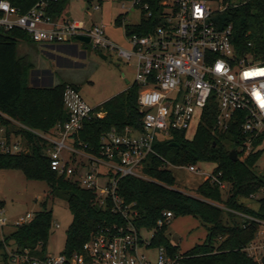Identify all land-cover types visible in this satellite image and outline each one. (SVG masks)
<instances>
[{
	"label": "built area",
	"instance_id": "built-area-1",
	"mask_svg": "<svg viewBox=\"0 0 264 264\" xmlns=\"http://www.w3.org/2000/svg\"><path fill=\"white\" fill-rule=\"evenodd\" d=\"M56 2L40 0L21 13L7 0H0V32L21 31L32 42L52 47L85 37L97 52H115L117 58L125 62L134 59L132 85L139 89L137 103L142 114L141 130L125 128L118 132L111 129L100 138L99 147L94 151L79 140L78 134L86 121L100 115L83 101L77 88L66 86L62 103L67 120L56 125L51 134L29 131L43 141V155L56 176L69 178L81 189L94 193L101 208L109 203L112 212L125 220V225H113L111 229L99 231L79 253L70 257L61 254L38 259L27 252L16 254L7 250L9 264H182L181 257L171 258L164 248L150 247L152 232L150 238H142L145 231H137L133 224L137 216L136 205L127 204L118 195V183L126 177L149 181L141 168L149 156H157L155 144L167 139L170 130L189 131L199 122L212 100L218 110L214 125L217 132H226L232 122L240 120L243 141L238 147V152L242 153L239 159L244 160L261 150L264 141V65L236 56L231 43V26L212 19L226 7L221 4L212 10L210 0H167L157 16L159 23L151 33L142 37L125 35L131 46L128 51L107 39L103 25L87 28L82 22L53 20L47 10ZM121 8L127 11L137 8L144 10L146 17L152 16L143 0H123ZM94 9L99 10V7ZM21 151L22 142L0 129V154L17 155ZM186 168L191 173H200L196 165ZM206 178L221 191L226 188L219 179L220 174ZM100 183L103 186H99ZM259 193L263 198L256 197ZM250 199L259 204L264 201V187ZM237 215L245 221L243 227L247 222L258 225L255 238L243 251L255 263L263 264L264 220ZM3 216L0 206V228L6 226ZM172 218L170 212H165L157 225L162 227ZM31 220L32 215L27 214L13 227L23 226ZM149 249H154L153 257L144 252Z\"/></svg>",
	"mask_w": 264,
	"mask_h": 264
},
{
	"label": "trees",
	"instance_id": "trees-1",
	"mask_svg": "<svg viewBox=\"0 0 264 264\" xmlns=\"http://www.w3.org/2000/svg\"><path fill=\"white\" fill-rule=\"evenodd\" d=\"M7 1L25 13L40 0ZM166 1L143 0L152 16L146 17L142 10L138 25H124L125 35L142 37L151 33L159 23L157 16ZM69 2L57 0L50 5L47 14L53 20H64L62 15ZM221 4L227 8L225 24L232 28L231 43L236 56L264 65V0H221ZM115 22H122V15ZM19 42L32 41L21 31L0 32V129L22 142L19 154H0V170L20 171L28 181L45 182L52 196L64 197L72 221L65 232L62 255L70 257L79 253L99 231L111 229L113 225L122 227L125 220L112 212L109 203L101 208L91 191L81 189L71 179L58 177L50 170L48 159L43 155V141L29 130L51 134L56 125L67 120L62 95L65 87L72 85H47L50 78L47 71L42 72L47 75L44 77L47 84L42 87L30 85V73L35 70L26 58L17 57ZM67 51L75 53L74 50ZM138 92V87L132 85L95 108L101 117L95 116L84 123L78 134L79 140L96 151L100 138L111 129L118 132L125 128L141 130ZM217 113L216 102L212 100L199 122L193 125L195 131L190 138L187 137L188 131L170 130L167 139L155 144L157 156H149L142 164L141 172L149 181L123 178L118 183L117 192L127 204L135 203L137 216L133 224L139 232L153 233L150 247L164 248L171 258L181 257L182 264H257L243 249L255 238L258 225L247 222L243 227L245 221L237 214L264 220V201L260 202L258 210L243 204L264 187V175L253 171L262 151L240 160L242 153L238 152V147L243 141L240 120L232 122L226 132L219 133L214 128ZM259 142L256 141L255 145ZM232 150L237 152L235 162L229 157ZM199 163L215 165L212 174H220V181L227 186L226 192L208 180L198 187L196 197L174 189L175 179L169 166L185 167ZM45 208L46 204H43V210L34 214L30 222L16 227L9 236L0 240L3 264H9L7 250L10 246H14L12 251L16 254L27 252L38 259L47 256L52 213ZM165 212H170L173 218L192 216L198 219L207 229L205 241L180 255L166 237L169 223L162 227L157 225Z\"/></svg>",
	"mask_w": 264,
	"mask_h": 264
},
{
	"label": "rangeland",
	"instance_id": "rangeland-1",
	"mask_svg": "<svg viewBox=\"0 0 264 264\" xmlns=\"http://www.w3.org/2000/svg\"><path fill=\"white\" fill-rule=\"evenodd\" d=\"M122 1L70 0L62 19L82 22L87 28L92 25H103L107 39L117 47L128 51L131 46L125 37L124 25H138L142 16L141 11L137 8H131L129 11L123 10L121 8ZM209 5L214 10L218 5H221V0H210ZM95 7H99V10H95ZM226 9L219 10L212 16V19L218 23H224L227 17ZM120 15H122V22L116 23L115 20ZM60 46L64 50H74L77 53L57 51L58 46L52 47L34 42L18 43L17 57L26 58L35 70L30 73V85L42 87L47 84L44 79L47 75L42 73L47 71L50 76L47 85H72L77 88L83 101L90 108L95 109L110 98L126 91L133 84L135 78L134 59L125 62L118 59L115 52H97L92 49L90 44L75 40ZM101 56H104L105 59ZM194 131L195 127L192 126L187 137H192ZM261 151V156L253 169L257 175H264V141ZM188 166H169L168 169L175 179L174 189L196 197L198 187L207 180L208 175L212 174L215 165L211 163L197 164L196 168L200 173L189 172L186 168ZM99 186H103V183H100ZM226 190L227 186L223 192ZM256 197L261 199L263 194L259 193ZM0 203L6 222V226L0 228V240L15 230L13 224L17 220L25 218L27 214L32 215L33 218L34 214L43 210V204H46L45 209L52 213V227L46 245V254L50 257H58L62 254L65 232L72 221V216L62 195L52 196L50 188L45 182L28 181L20 171L0 170ZM243 204L253 210H258L259 207L257 200H245ZM150 235L146 232L141 234L142 238H150ZM206 236V227L192 216L172 218L167 225L166 237L171 239L172 246L177 248L180 255L189 252L196 245H201ZM13 249L14 246H10L8 251ZM144 252L150 257H153L155 253L154 249ZM0 264H3L1 256Z\"/></svg>",
	"mask_w": 264,
	"mask_h": 264
},
{
	"label": "water",
	"instance_id": "water-1",
	"mask_svg": "<svg viewBox=\"0 0 264 264\" xmlns=\"http://www.w3.org/2000/svg\"><path fill=\"white\" fill-rule=\"evenodd\" d=\"M76 41L82 42L84 44H89V39L88 38H85V37H77L76 38ZM102 58H104V57H102ZM229 157H230L231 161L235 162L237 160V153H236V151L232 150L229 153Z\"/></svg>",
	"mask_w": 264,
	"mask_h": 264
},
{
	"label": "crops",
	"instance_id": "crops-1",
	"mask_svg": "<svg viewBox=\"0 0 264 264\" xmlns=\"http://www.w3.org/2000/svg\"><path fill=\"white\" fill-rule=\"evenodd\" d=\"M63 47H61V46H58L56 49H57V51H61V52H65V53H67V52H69L70 53V51H67V50H64V48L62 49ZM63 50V51H62ZM75 53H77L76 51H74ZM75 53H71V54H75ZM101 57H104V56H101ZM104 59H105V57H104ZM53 86V85H52ZM169 240V242H170V244L172 245V243H171V239L169 238L168 239Z\"/></svg>",
	"mask_w": 264,
	"mask_h": 264
}]
</instances>
